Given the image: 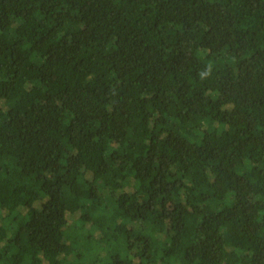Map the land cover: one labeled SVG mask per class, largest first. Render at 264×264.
<instances>
[{
	"label": "trees",
	"instance_id": "1",
	"mask_svg": "<svg viewBox=\"0 0 264 264\" xmlns=\"http://www.w3.org/2000/svg\"><path fill=\"white\" fill-rule=\"evenodd\" d=\"M0 264H264V0H0Z\"/></svg>",
	"mask_w": 264,
	"mask_h": 264
},
{
	"label": "clouds",
	"instance_id": "2",
	"mask_svg": "<svg viewBox=\"0 0 264 264\" xmlns=\"http://www.w3.org/2000/svg\"><path fill=\"white\" fill-rule=\"evenodd\" d=\"M210 70H211V68H210V66H209V68L206 70L205 73H199L198 75H200L201 77H203L204 75L207 74V72H210Z\"/></svg>",
	"mask_w": 264,
	"mask_h": 264
}]
</instances>
